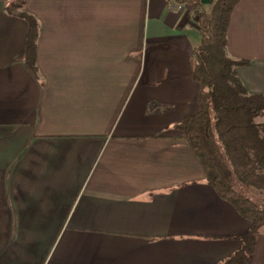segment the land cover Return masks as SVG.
<instances>
[{"label": "crops", "instance_id": "1", "mask_svg": "<svg viewBox=\"0 0 264 264\" xmlns=\"http://www.w3.org/2000/svg\"><path fill=\"white\" fill-rule=\"evenodd\" d=\"M0 0V264H218L250 223L175 128L199 111V20L174 0ZM228 55L264 95V0L237 3ZM251 264H264V235Z\"/></svg>", "mask_w": 264, "mask_h": 264}, {"label": "trees", "instance_id": "2", "mask_svg": "<svg viewBox=\"0 0 264 264\" xmlns=\"http://www.w3.org/2000/svg\"><path fill=\"white\" fill-rule=\"evenodd\" d=\"M199 20L200 45L192 52L193 76L201 85L199 111L176 129L198 159L207 183L250 223L241 247L218 264H251L264 230V95L251 93L238 69L248 61L227 53L228 29L241 0H174ZM27 0H9L6 11L27 25L25 59L37 75L40 24Z\"/></svg>", "mask_w": 264, "mask_h": 264}, {"label": "water", "instance_id": "3", "mask_svg": "<svg viewBox=\"0 0 264 264\" xmlns=\"http://www.w3.org/2000/svg\"><path fill=\"white\" fill-rule=\"evenodd\" d=\"M201 2L205 5H208L212 3V0H201Z\"/></svg>", "mask_w": 264, "mask_h": 264}, {"label": "built area", "instance_id": "4", "mask_svg": "<svg viewBox=\"0 0 264 264\" xmlns=\"http://www.w3.org/2000/svg\"><path fill=\"white\" fill-rule=\"evenodd\" d=\"M178 8H179V9H181V8H182V6L179 4V5H178Z\"/></svg>", "mask_w": 264, "mask_h": 264}, {"label": "rangeland", "instance_id": "5", "mask_svg": "<svg viewBox=\"0 0 264 264\" xmlns=\"http://www.w3.org/2000/svg\"><path fill=\"white\" fill-rule=\"evenodd\" d=\"M264 235V230L262 231V236Z\"/></svg>", "mask_w": 264, "mask_h": 264}]
</instances>
